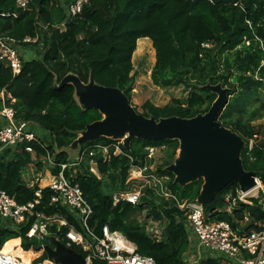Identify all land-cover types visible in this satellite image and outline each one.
I'll return each mask as SVG.
<instances>
[{"label":"trees","instance_id":"16d2710c","mask_svg":"<svg viewBox=\"0 0 264 264\" xmlns=\"http://www.w3.org/2000/svg\"><path fill=\"white\" fill-rule=\"evenodd\" d=\"M71 4L72 0H33L20 9L16 0H0V38L12 39L20 49L36 56L22 57V69L17 74L0 63L4 104L14 108L18 120L44 129L52 140L36 135L33 141L0 155V190L20 205L38 202L21 224L0 218V252L42 263L49 260L41 249L44 244L51 245L53 239L67 244L71 229L88 236L78 215L53 204L51 187L40 186L45 161L51 159L52 174L59 175L61 165L74 160L68 149L80 133L104 117L96 109L82 108L75 86L63 82L68 75L84 84L93 80L130 99L135 86L132 58L143 38L152 41L156 52L153 84L184 87L189 95L162 107L147 101L142 105V115L156 120L191 119L207 113L218 97L206 86L229 89L230 100L218 120L244 140L243 166L255 172L264 186V128L257 123L264 117V0H90L75 16L69 15ZM28 38L32 42H26ZM5 124L0 119V128ZM97 146L108 147V154L96 150ZM116 146L120 154H116ZM152 146L167 147L165 163L148 171V184L130 178L134 165L149 169L154 165V158L146 151ZM179 147L178 140L138 138L127 147L106 137L80 144L77 157L86 152L85 159L67 169L65 175L80 184L93 208L88 224L92 232L102 236L108 226L157 264H187L185 257L192 242L187 216L171 197L161 196L157 183L163 179L166 192L179 200H198L204 180L181 186L166 169L175 161ZM31 167L35 171L30 173ZM238 189L233 182L205 205L208 221L228 222L240 234L263 231V192L259 198H251V204L238 202L227 211L225 196L232 193L235 197ZM134 191H141L138 203L121 200L114 204L115 195ZM40 219L48 221V240L27 236ZM154 225L158 235L149 230ZM73 249L85 258L90 255L81 246ZM225 262L232 263L222 255L206 253L197 264ZM91 264L107 263L93 258Z\"/></svg>","mask_w":264,"mask_h":264},{"label":"built area","instance_id":"2783aa9c","mask_svg":"<svg viewBox=\"0 0 264 264\" xmlns=\"http://www.w3.org/2000/svg\"><path fill=\"white\" fill-rule=\"evenodd\" d=\"M33 0H16L17 7L25 9ZM90 0H72L69 7V15L75 16L79 14L84 5ZM26 42H32L31 39H26ZM19 46L12 39L0 38V63L8 66L17 74L22 69V55L19 52ZM3 101V109L0 111V119L6 124L0 128V155L9 148L18 147L20 144L27 141H33L36 134L33 130V123L21 121L16 118L14 108L4 104L5 93H0ZM123 143V142H122ZM252 146V143H251ZM103 151L108 154V147L97 146L96 150ZM159 150V147L152 146L146 148L149 158H154V155ZM121 150L116 146V154H120ZM94 153L91 152L92 156ZM86 152L70 161L68 164L61 165L59 175H54L49 187L53 190L51 202L69 208L73 213H76L80 218L81 224L87 231V235L71 229L67 233L68 248L73 246H81L83 250L90 252L87 257L89 264L92 259H98L107 264H157L156 261L148 256L139 254L137 246L127 239L121 232L111 231L108 226L102 230V236H97L89 228V220L93 215V208L84 197L80 184L68 179L65 171L74 168L81 164L85 159ZM52 162V161H51ZM53 165V163H51ZM93 164V163H92ZM153 170L148 166L134 165L130 170V178L140 179L149 183L148 171ZM92 171L96 173L95 168ZM167 179V178H166ZM159 188L166 195V187L163 179H157ZM263 185L259 178L256 179V186L248 192H243L239 186L237 195L234 197L232 193L225 196L227 211H231L238 202L252 203L251 198H259L258 193L264 192ZM39 195V193H37ZM141 191L127 192L117 194L114 197V204L121 200H126L132 204L140 201ZM36 203L20 205L6 191L0 190V218L9 220L14 224L25 222L27 216L32 214ZM178 207L184 211L187 216V223L191 234V244L197 245L200 251H205L207 254L222 255L232 262V264H264V230L250 231L240 234L239 230H234L232 225L225 221H208L205 205L199 200L188 202L176 199ZM61 225H66L65 221H61ZM149 230L158 235L159 229L156 225ZM27 236L29 238H38L48 240L50 234L48 232V221L37 220L33 227L29 230ZM47 243H50L47 241ZM49 245V244H44ZM203 253V252H202ZM200 253V254H202ZM187 264H192V261L186 260ZM0 264H27L15 257L12 254H4L0 252ZM34 264V263H31ZM35 264H58L53 260H46L42 263Z\"/></svg>","mask_w":264,"mask_h":264},{"label":"water","instance_id":"95a60500","mask_svg":"<svg viewBox=\"0 0 264 264\" xmlns=\"http://www.w3.org/2000/svg\"><path fill=\"white\" fill-rule=\"evenodd\" d=\"M68 82L75 86L82 108L96 109L104 116L102 120L88 125L74 145L95 141L100 137L119 139L127 133L129 136L124 142L127 147L136 138L146 141L178 140L180 158L168 171L175 175V183L181 186L204 180L198 198L204 205L233 182L243 192L256 186L257 174L246 171L242 163L244 140L218 120L230 100L229 89L221 85L206 86L218 97L205 114L191 119L170 117L156 120L139 114L131 106L128 97L117 89L98 86L93 80L84 84L73 75H68L63 84ZM41 249L58 264H89L82 254L56 239Z\"/></svg>","mask_w":264,"mask_h":264},{"label":"rangeland","instance_id":"374dc122","mask_svg":"<svg viewBox=\"0 0 264 264\" xmlns=\"http://www.w3.org/2000/svg\"><path fill=\"white\" fill-rule=\"evenodd\" d=\"M19 52L22 55V57H24L25 59H32L36 57L35 53L29 50L19 48ZM132 61H133V66H134L133 74L135 76V86H134V90L132 92L131 98L130 99L128 98V99L130 101L131 106L135 108V110L139 114L143 113L142 105L147 101L151 102L155 106L162 107V106L172 103V101L175 99H184L189 95V90H186L184 87L160 88L153 84V81L151 79V73H152V69L156 62V52L153 47L152 41L149 38H143L137 42V48L133 54ZM76 98L79 101V96H76ZM256 106H258L257 103H256ZM257 123L261 124L264 128V117L257 120ZM35 128H36V132L39 135H41V133L48 135V132L45 131L44 129H41L38 126ZM128 136L129 134L127 133L125 137H120L119 139H114V140H119L120 142L124 143ZM68 152L71 155V158H75L79 152V145L77 146L73 144L69 148ZM180 152H181V148L179 147L175 161L173 162V164H171L170 166L166 168L167 170H169L171 166L176 165L177 160H179L180 158V154H181ZM167 153H168L167 147L159 146V150L154 155L155 163L153 166H151L153 170L156 169L157 166L163 165L165 163L166 159L168 158ZM51 161H52L51 159L50 160L47 159L45 161L43 171L42 172L40 171L41 180H42V182L41 180L40 182L42 186L46 184L48 185L50 183L51 176L49 172L52 173V168H53ZM33 168L34 167L30 168V173L35 171V169ZM46 174H49V175H46ZM261 192H262V189H260V191L258 192H254L253 194L258 193V195L260 196ZM160 193L162 197H167V198L171 197L174 201L178 199L175 195L173 197L166 196L161 191V189H160ZM197 261H198L197 259L194 260L192 258V264H197ZM227 263L228 262H225L224 264H227Z\"/></svg>","mask_w":264,"mask_h":264},{"label":"crops","instance_id":"0c3cea01","mask_svg":"<svg viewBox=\"0 0 264 264\" xmlns=\"http://www.w3.org/2000/svg\"><path fill=\"white\" fill-rule=\"evenodd\" d=\"M78 100V99H77ZM79 102V101H78ZM79 104H80V102H79ZM81 105V104H80ZM35 127H37L36 125L33 127V130H34V132H35V134L37 135V136H39L40 138H43V139H45L46 141H48V142H51L52 140H51V138H50V136H49V134L48 135H45L44 133H41V135H39L37 132H36V128ZM81 135V134H80ZM79 135V136H80ZM69 150V149H68ZM77 157V156H76ZM75 157V158H76ZM74 158V159H75ZM49 174H50V176H51V178H50V183L47 185H44V186H42V184H41V182H42V180H41V182H40V186L42 187V188H44V187H48V186H50V184H51V182H52V179H53V174L52 173H50L49 172ZM49 174H46V175H49ZM203 252V253H202ZM200 253H202V254H200ZM206 254V252L205 251H200L198 248H197V245H195V244H191V247H190V250H189V252L187 253V255H186V257H185V259L186 260H189V261H192V258L195 260V259H197L198 261H197V263L199 262V260H201L202 258H203V256ZM227 259V258H226ZM230 261V260H229ZM232 264V263H231Z\"/></svg>","mask_w":264,"mask_h":264},{"label":"bare ground","instance_id":"6f19581e","mask_svg":"<svg viewBox=\"0 0 264 264\" xmlns=\"http://www.w3.org/2000/svg\"><path fill=\"white\" fill-rule=\"evenodd\" d=\"M149 42V41H148ZM140 52V51H139ZM137 54H138V52H137ZM16 257V256H15ZM16 258H18V257H16ZM19 260H21V261H23V262H26L27 264H31L32 262L30 261V260H22V259H20V258H18Z\"/></svg>","mask_w":264,"mask_h":264}]
</instances>
